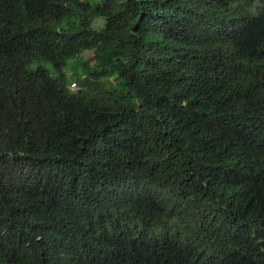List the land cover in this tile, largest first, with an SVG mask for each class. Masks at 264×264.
Wrapping results in <instances>:
<instances>
[{
    "label": "trees",
    "instance_id": "16d2710c",
    "mask_svg": "<svg viewBox=\"0 0 264 264\" xmlns=\"http://www.w3.org/2000/svg\"><path fill=\"white\" fill-rule=\"evenodd\" d=\"M0 264H264V0H0Z\"/></svg>",
    "mask_w": 264,
    "mask_h": 264
},
{
    "label": "rangeland",
    "instance_id": "374dc122",
    "mask_svg": "<svg viewBox=\"0 0 264 264\" xmlns=\"http://www.w3.org/2000/svg\"><path fill=\"white\" fill-rule=\"evenodd\" d=\"M39 65H46V64H44L43 62H40ZM46 66H47L48 68H50V65L47 64ZM34 68H36V67H34ZM71 88L75 90V89L78 88V86H77V85L74 86V84H72V85H71Z\"/></svg>",
    "mask_w": 264,
    "mask_h": 264
},
{
    "label": "built area",
    "instance_id": "2783aa9c",
    "mask_svg": "<svg viewBox=\"0 0 264 264\" xmlns=\"http://www.w3.org/2000/svg\"><path fill=\"white\" fill-rule=\"evenodd\" d=\"M74 86H75V84H74Z\"/></svg>",
    "mask_w": 264,
    "mask_h": 264
}]
</instances>
